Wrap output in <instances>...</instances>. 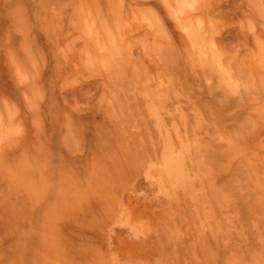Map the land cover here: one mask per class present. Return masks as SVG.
Listing matches in <instances>:
<instances>
[{
    "label": "rangeland",
    "instance_id": "obj_1",
    "mask_svg": "<svg viewBox=\"0 0 264 264\" xmlns=\"http://www.w3.org/2000/svg\"><path fill=\"white\" fill-rule=\"evenodd\" d=\"M121 4L81 118L41 33L0 46V264H264V0Z\"/></svg>",
    "mask_w": 264,
    "mask_h": 264
},
{
    "label": "crops",
    "instance_id": "obj_2",
    "mask_svg": "<svg viewBox=\"0 0 264 264\" xmlns=\"http://www.w3.org/2000/svg\"><path fill=\"white\" fill-rule=\"evenodd\" d=\"M0 0V46L7 48L11 38L27 43L31 50L33 34L41 37V50L48 56V70L55 76L51 86L61 93V103L74 118L91 114L104 93V81L93 77V69L86 55H97L98 43L86 32V17L97 16L99 24L110 21L114 13L124 23L125 0ZM136 4L140 0H132ZM136 8V6H135ZM136 10H133V14ZM113 14V15H114ZM140 23L133 22L137 28ZM148 43L150 31L142 28ZM39 37V38H40ZM22 41L18 49L23 47ZM148 51L150 44L144 47ZM147 49V50H146ZM37 54L39 53V49ZM22 51V49H21ZM20 51V53H22Z\"/></svg>",
    "mask_w": 264,
    "mask_h": 264
},
{
    "label": "bare ground",
    "instance_id": "obj_3",
    "mask_svg": "<svg viewBox=\"0 0 264 264\" xmlns=\"http://www.w3.org/2000/svg\"><path fill=\"white\" fill-rule=\"evenodd\" d=\"M256 15V14H255ZM233 26V25H232ZM228 28H229V26H228ZM195 43V42H194ZM222 55V54H221ZM138 69V68H137Z\"/></svg>",
    "mask_w": 264,
    "mask_h": 264
}]
</instances>
